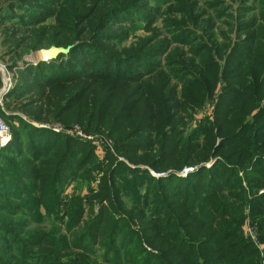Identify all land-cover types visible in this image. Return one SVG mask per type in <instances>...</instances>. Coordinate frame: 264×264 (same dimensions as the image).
<instances>
[{"label": "rangeland", "instance_id": "374dc122", "mask_svg": "<svg viewBox=\"0 0 264 264\" xmlns=\"http://www.w3.org/2000/svg\"><path fill=\"white\" fill-rule=\"evenodd\" d=\"M17 1L0 0V11ZM49 1V6L40 1L23 3L43 12L44 17L37 20L35 26L38 34L41 27L48 25L49 28L44 29L48 41L36 49L25 46L15 55L9 51L14 46L13 42L25 33L29 35L27 45H31L34 41L33 31L27 27L20 30L16 39L7 42L9 36L15 33L12 28H15V18L20 17L21 10L15 8L12 14L0 12V116L11 127L6 146L13 139V123L8 116H17L35 128L51 130L56 134L63 131L79 139L74 158L86 164L88 175H72L63 185H58L60 191L57 194L48 195L41 204L36 199L37 195L34 197L27 191H14L6 183V175L0 177V264H59L66 260V257H59L55 252L48 257V250L39 246L50 240L63 248L64 244L58 236H67L79 229L74 227L75 217L71 214L81 203L83 218L90 217L89 201H94L95 197L92 196L99 192L100 184L108 177H112L115 183L111 184L116 185L112 190L111 201L115 210H111V215L115 219L119 216L124 219L121 224H117L116 220L118 237L114 249L119 247L117 256L110 249L105 252L104 247L81 243L87 253L78 264H156L158 260L152 256L159 254L157 244L154 245L158 233H144L140 218L131 217L129 212L145 206L147 199L157 201L159 184L156 180L161 177L171 174L176 179L186 180L190 172L204 166L206 184L209 172L216 170L221 154L209 155L206 160L196 159L206 152L203 133L194 135L190 147L199 156L194 157L197 161L180 168L175 166L178 151L175 143L177 135L173 132L179 135L182 130L183 134H188L191 130L195 132V128L212 123L214 119L228 118L227 112L216 115V112H225L220 110L218 102L223 101L222 106L227 108L238 104L239 94L235 85L239 90L240 85L243 86V94L248 102L251 85L264 81V67L254 71L255 66L263 62L259 59L263 55L258 52L261 47H257L260 41L254 37L258 34L264 36V18L259 11L264 9V0H81L84 7L76 16L74 13L77 14L78 10L72 5L76 0ZM123 6L119 9L123 11L114 13L116 8ZM88 13L89 18L81 21ZM64 15L73 17L68 23L69 31L61 33L57 25ZM71 35L75 37L72 41L75 44L81 45V40L88 44L75 51L70 58L57 61L43 58L42 52H48L51 47H63L57 43L71 38ZM241 41L248 43L240 47ZM222 46L228 51H236L230 57L227 68L223 72V69H219L214 87L206 89L200 86L202 75L194 72L197 67L199 71L202 70L206 60L213 58L216 62V49ZM195 50L212 56L201 63L193 53ZM14 60L17 64L9 69ZM53 62L57 63L53 65L59 68L58 72L64 79L62 85L49 88L42 85L38 90L26 91L19 98H6L18 82L19 70L28 65ZM218 62L222 68L224 59ZM195 100L199 103L195 104ZM56 110L57 115L62 113L58 119L54 115ZM256 113L252 111L245 116V120L254 122ZM167 131L169 137L165 144L168 148L161 141ZM242 131L243 135L237 137ZM237 134L234 135L235 146L246 138L254 137L253 131L246 127L239 129ZM219 142L220 138H217L215 146ZM257 142L260 143L251 148L254 154L251 162L264 159V136ZM163 150L165 153H161ZM60 151L55 150L57 153ZM158 152L163 156H157ZM148 153L157 157L151 164L146 162L150 156H147ZM33 158L31 164L40 170V175L49 176L55 160L50 153L44 151ZM17 160L9 158V164L18 167L19 164L15 163ZM259 162L247 164L244 170L238 169L232 176L231 184L236 182V186L240 183L246 189V203L243 209H238L242 219L238 223L240 236L232 239L247 243L232 259L233 264H264V241L258 233L257 222L252 218L254 204L264 208V163ZM2 167L5 164L0 160ZM132 168L140 169L131 172ZM229 168L230 165L225 162L223 169ZM6 174H10L9 169ZM257 174H261L259 179ZM197 176L201 177V174ZM214 180L216 182L210 190L218 192L224 188L218 174ZM247 181L250 182L249 187ZM116 192L124 193L117 198ZM256 198L260 201L255 202ZM104 204L110 203L106 200ZM98 206V203L92 206L95 212ZM176 209L179 222L183 227L189 226L190 213L182 216V213H178L179 208ZM144 234L153 245L148 243ZM249 244L255 248V252L248 259ZM171 252L165 258L168 263L176 260L170 257ZM205 255L215 256V253ZM107 257L113 263H108Z\"/></svg>", "mask_w": 264, "mask_h": 264}, {"label": "trees", "instance_id": "16d2710c", "mask_svg": "<svg viewBox=\"0 0 264 264\" xmlns=\"http://www.w3.org/2000/svg\"><path fill=\"white\" fill-rule=\"evenodd\" d=\"M27 1H33L34 3L40 1L47 6H49L48 3H50L49 0H18L16 3L7 6L5 10L0 11L12 14L11 11L15 8L21 10L20 17H14L17 22L15 28L12 29L15 30V33H12L9 36L10 39H7V42H10L11 39H16L20 30L26 29L27 27L33 31L32 36L34 37V41L31 45H27L29 35L25 33L22 34L15 43L13 42L14 46L9 48V51H12L14 55L25 46L36 49L45 45V42L48 41V35L44 32V29L46 30L49 28L48 25L46 24L41 27V31L38 34L35 26L37 20L44 17V14H42L43 12H40L32 6L23 5V3ZM133 2H137V0H134ZM72 5L76 6L78 10V13H74V16L80 14L82 7H84V3L81 0H76ZM124 7L125 6L116 8L114 13L123 11L119 9ZM42 9L46 11V9ZM259 11L263 19L264 9H259ZM109 13L107 15H109ZM89 16L90 14L88 13L84 16L83 20H80L84 21L88 19ZM72 17V15H64L59 23L57 20V27L61 33L62 31H69L68 23L71 21ZM10 21L12 22L13 20L11 19ZM18 28L19 30H17ZM91 28H93V26ZM245 30L247 31V29ZM262 31L264 33L263 29ZM263 37L262 34H258L254 37V39L260 41L257 47H261V49L258 52L263 55L259 58L263 62L257 64L254 71L264 67ZM74 38L75 37L71 35V38H66L61 42L62 44L57 43V45H62V48L64 49L68 48V51L66 53H59L56 57L51 59L57 61L60 58H70L75 51L88 44L87 41L82 40L80 41L82 43L81 45L75 44L72 42ZM52 43L55 44L54 42H51L50 44ZM247 43L248 42L241 41L239 45L241 47L247 45ZM162 47L163 46H159V48ZM151 49L145 48V50ZM235 51L236 49H230L228 51V48L226 49L225 46L216 49V62H214L215 59L213 58H211V60H206L211 57L212 54L198 53V50L193 51L194 55L199 57L201 63L206 60L204 61L206 64L203 65L204 70L202 69L199 71V67H197V71L194 72L202 75L200 86L203 85L206 89L207 87L213 88L218 79L217 75L219 69H223V72L227 68L226 66H228L230 59L234 56ZM222 58L225 63L221 66L222 68H220L218 61ZM16 64L17 61H12L8 66L9 69L13 68ZM53 64L57 63H39L37 66L28 65L23 70H19L20 75L18 82H16L15 86L8 92L6 98H19L25 94L26 91L38 90L42 85L45 86L44 88L62 85L64 82V79L61 76L62 74L60 75L58 72L59 68L56 66L54 67ZM196 81L197 83L200 82V80ZM235 87L239 94L237 100L238 104H234V106L228 108L222 106L223 101H219L217 104L218 106H221L220 110L225 112H216V115H222V113L224 114L227 112L229 114L228 118H222L221 120L214 119L212 123H206L204 127L195 128V132H192L193 130H191L188 134H183L182 130L179 135L176 134L178 132H173L174 135H177L175 143L177 145L176 151H178V155L176 157L175 166L178 168L189 162L191 163V161H197L198 159L206 160L209 155H222L220 157L221 161L217 160L218 162L215 167L216 170H211L209 172L206 184H204L205 175L203 172L206 169L204 166H199L196 172L193 171L194 173L190 172L186 180L176 179L177 177L174 175L168 174L166 177L159 178V181L156 180V183L159 184V187H157V198H155L157 201L154 199H147L144 203L145 206H140L138 210L129 212L131 217L140 218L144 233L149 235L158 233L154 245L155 243L157 244V251H159V254L158 256H152L158 260L156 264H233L231 263L232 259H234L239 251H241V249L247 244L244 240L239 241L238 239H232L235 236H240L238 223L240 224L242 219L240 217L241 213L238 209H243L244 204L246 203L244 197L246 189L241 186L240 183L234 186L236 182L231 184V180L233 174L236 173V170H244L247 164L254 165L256 162H259L257 159L251 162L254 158L251 148L260 143H256V141L259 140L261 136H264V102L261 103V101L264 100V81L253 83L251 85V92L247 94L251 95L248 102H246L243 94V86L240 85V90L236 85ZM221 96H223V93ZM194 103L197 104L199 102L195 100ZM252 111H257L254 115L255 121L252 122L251 120H245V116H249ZM57 112L58 110L55 111L54 115H57ZM61 114L57 115V119ZM8 117L13 123L11 129L13 139L8 146L5 148L2 147L3 149L0 150V160L6 167L0 168V177L6 175V183H9L14 191H27L32 196L37 195L36 199L41 204L48 195L57 194L60 191L58 185H63L67 179L72 177V175L74 177H76V175L81 177L84 173L88 175L87 169H85L86 164L82 163L81 160L74 158L75 148L80 144L78 138L74 139L72 136L70 137L69 135L64 134L63 131L57 132L56 134L51 130L35 128L30 122L21 120L17 116ZM245 127L246 129L253 131L254 137L246 138L239 146H235L236 142H234V135L237 134L239 129H244ZM196 133H203L206 137L205 145L207 152L204 153L203 157L196 158L197 160L194 158L197 156V153L194 152V149L192 151L190 149L193 144V137ZM242 135L243 131L238 133L237 137ZM168 137L169 135L167 131V134L164 135L161 140L162 144H165ZM217 138H220V142L215 146ZM246 146L248 148H246ZM166 147L168 148V146ZM56 149L61 151L57 153L55 152ZM44 151H48V153H50L55 159L51 170L48 172L49 176L40 175V170L34 168V165L31 164L34 159L33 156ZM159 152L157 156L159 155L162 157L163 155L159 154ZM125 153L133 154V152ZM161 153H165V150ZM151 154L152 153L147 154V156L150 155L146 161L148 164H151L153 160L157 158ZM245 156H247L246 159ZM9 158L18 159L15 163L19 164V166H11V164H9ZM225 162L230 165L229 169H223ZM259 163H264V159ZM49 165H51V163ZM7 169L10 170V174H6ZM138 169L140 168H132L130 171L136 172ZM141 171L146 170L141 169ZM44 173H47V171H44ZM197 174H201V177L197 176ZM217 174L220 176V183L224 185V188L220 189L218 192H213V190H210V187L216 182L214 177ZM260 175L261 174H257L256 177L259 179ZM111 183H115L112 177L104 179V182L100 184L99 192L92 196L95 197V199L94 201H89L88 214H92L90 217L83 218L81 210L82 204L79 203L77 205L75 212L71 214V216L75 217L74 227L77 226L79 229L72 231V233L70 232V235L58 236L59 240L64 244L63 248L57 247L54 245V242H51L50 240H47L48 242H44L39 246L40 249L44 248L45 250H48V257L55 252L59 257H66V260L59 262V264H78L80 258L87 253L86 250L82 248L81 243H84L86 246H90L91 243H93V245L99 246L100 248L104 247L105 252L110 249L113 252V255L117 256L119 247L114 249L117 241L116 237H118L116 220L117 224H121L124 219L120 216L115 219L111 215V210H115L113 202L111 201L112 190L116 187V185L113 186ZM247 185L249 187V181H247ZM122 193L124 192H116L117 198H119V196L121 197ZM106 200L109 201V205L104 204L106 203ZM254 201L259 202L260 199L256 198ZM94 203L99 204L96 212L92 208ZM254 205L256 206H254L255 209H253L252 218L257 222L258 233H260L261 239L264 241V208H258L257 204ZM176 208H179L180 212L178 213H182V216L190 213L191 217L188 220V223H190L189 226L183 227V224L179 222L178 216H176ZM144 235L147 238V235ZM111 238L113 239V242H111ZM147 241L149 244L153 245L148 238ZM218 242L220 243L219 247ZM248 248L249 250L247 251V254H250L249 256H246V258L248 257L249 259L254 254L255 248L250 244L248 245ZM169 251H172L170 257L176 259L172 263H168L165 259L169 256L167 255ZM207 253H215V256L205 255ZM145 254L148 253L145 252ZM197 255L199 256L198 258H196ZM220 255H222V257H220ZM106 261L108 263H113L112 259L109 257L106 258ZM142 264L147 263L144 262Z\"/></svg>", "mask_w": 264, "mask_h": 264}, {"label": "built area", "instance_id": "2783aa9c", "mask_svg": "<svg viewBox=\"0 0 264 264\" xmlns=\"http://www.w3.org/2000/svg\"><path fill=\"white\" fill-rule=\"evenodd\" d=\"M10 128L0 116V147L6 146L10 140Z\"/></svg>", "mask_w": 264, "mask_h": 264}, {"label": "water", "instance_id": "95a60500", "mask_svg": "<svg viewBox=\"0 0 264 264\" xmlns=\"http://www.w3.org/2000/svg\"><path fill=\"white\" fill-rule=\"evenodd\" d=\"M51 55L49 58L56 57L59 53H66L68 51V48H62V47H51L50 49Z\"/></svg>", "mask_w": 264, "mask_h": 264}, {"label": "bare ground", "instance_id": "6f19581e", "mask_svg": "<svg viewBox=\"0 0 264 264\" xmlns=\"http://www.w3.org/2000/svg\"><path fill=\"white\" fill-rule=\"evenodd\" d=\"M50 55H51L50 50H48V52L46 51L45 53L42 52L43 58H47L48 59L50 57Z\"/></svg>", "mask_w": 264, "mask_h": 264}]
</instances>
